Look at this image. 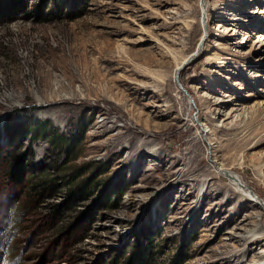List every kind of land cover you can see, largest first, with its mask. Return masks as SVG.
<instances>
[{"label": "rangeland", "instance_id": "374dc122", "mask_svg": "<svg viewBox=\"0 0 264 264\" xmlns=\"http://www.w3.org/2000/svg\"><path fill=\"white\" fill-rule=\"evenodd\" d=\"M0 225L17 264H264V0H0Z\"/></svg>", "mask_w": 264, "mask_h": 264}, {"label": "trees", "instance_id": "16d2710c", "mask_svg": "<svg viewBox=\"0 0 264 264\" xmlns=\"http://www.w3.org/2000/svg\"><path fill=\"white\" fill-rule=\"evenodd\" d=\"M46 177H47V179L45 178V179L41 180V182H40L41 185L42 184H44V185L45 184H49L48 183V179L50 177L47 176V175H46ZM49 180H52L53 181V179H49ZM121 194H122V191L120 190V192H118V194H117L116 197L119 199L121 197ZM9 195H11V194H9ZM109 203H110V205L112 207V205H114L113 204L114 203V200H111ZM3 227L4 226H1L0 225V238H2V241H0V245L2 247H5V249L3 250L4 251V256H5L7 254V251H8L9 246L11 245V241H8V240H10V234L6 231V229L3 230ZM8 234H9V236H8ZM7 255L4 257V259H0V261L1 262H4V264H17V262H15V261L14 262H12V261L10 262L8 260ZM172 260H174L173 257H172ZM133 264H151V257L146 255L145 257H142L141 259L137 258V260H135Z\"/></svg>", "mask_w": 264, "mask_h": 264}, {"label": "bare ground", "instance_id": "6f19581e", "mask_svg": "<svg viewBox=\"0 0 264 264\" xmlns=\"http://www.w3.org/2000/svg\"><path fill=\"white\" fill-rule=\"evenodd\" d=\"M47 81H48V80H47ZM50 86H51V84L47 83V84L45 85L46 90L49 89ZM43 87H44V86H43ZM70 87H72V84H70L68 88H65L64 85H62L61 83H59V89H58V91H61V90H62V91L65 90V91H66V90L69 89ZM49 90H51V89H49ZM182 91H183V90H182ZM188 97H189V96H188ZM47 100L50 101L49 99H47ZM250 196L253 197V198H255V196L253 195V193H252L251 191H250ZM262 204H263V203H262ZM253 234H255V233H253ZM252 236H254V235H252Z\"/></svg>", "mask_w": 264, "mask_h": 264}, {"label": "water", "instance_id": "95a60500", "mask_svg": "<svg viewBox=\"0 0 264 264\" xmlns=\"http://www.w3.org/2000/svg\"><path fill=\"white\" fill-rule=\"evenodd\" d=\"M178 71H179V68L177 69V73H176V74H178ZM179 86H180V88L183 90V92H184L187 96H189V97L191 98V95L189 94L188 90L185 89L181 84H179Z\"/></svg>", "mask_w": 264, "mask_h": 264}, {"label": "built area", "instance_id": "2783aa9c", "mask_svg": "<svg viewBox=\"0 0 264 264\" xmlns=\"http://www.w3.org/2000/svg\"><path fill=\"white\" fill-rule=\"evenodd\" d=\"M0 264H2V262L0 261Z\"/></svg>", "mask_w": 264, "mask_h": 264}]
</instances>
